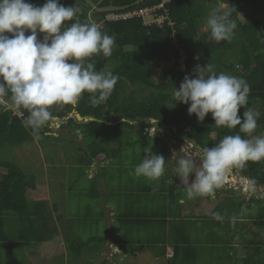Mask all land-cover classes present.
<instances>
[{
    "label": "trees",
    "instance_id": "16d2710c",
    "mask_svg": "<svg viewBox=\"0 0 264 264\" xmlns=\"http://www.w3.org/2000/svg\"><path fill=\"white\" fill-rule=\"evenodd\" d=\"M32 1L36 6L45 3V0ZM135 1L94 0L100 7L130 5L129 9L153 5L161 0H145L142 4L132 6L131 4ZM60 3L78 7L82 22L90 18L88 15L90 6L84 1L60 0ZM211 3L216 7V0H172L169 3L170 16L175 22L177 42L187 55L183 70L176 69L179 66V54L170 43L171 29L168 25L161 28L155 24L144 25L140 18L105 23L101 30L116 37V46L112 55L110 57L93 56L86 62L93 63L97 71H111L118 75V82L110 98L104 104L93 106L89 95L85 93L76 106L55 105L52 108L53 115L58 117L60 122L62 121L60 128H71L82 135V141L87 150L75 147L76 151L89 152V156L85 153L88 160L102 161L112 154L109 145L112 134L125 135L129 132L128 130L141 131L144 121L150 119L169 128L175 127L171 137L177 139V147L189 141H195L194 145L199 153L203 147H212L219 143L225 135L239 133V126L236 129L216 127L211 113L203 122H198L194 114L191 116L188 114V105L176 103L175 107L171 108L174 88H179L185 75H192L194 78L193 69L197 64L205 66L208 63L212 65L214 72L217 66L233 72L239 65L240 70L237 71L236 76L245 79L251 91L247 105L240 109L238 115L242 116L243 111L249 108L259 109L257 129L264 125V0H227V3L232 6L231 18L236 21L237 29L234 30L230 41L219 43L210 38L207 30L199 32V24L204 23L206 18L204 6ZM103 13L94 10L92 17L99 18ZM42 38L38 33V39ZM171 53L173 54L172 64L165 68L162 81L156 82L152 77V63L168 62L171 59ZM225 54H232L236 58L232 61L227 60ZM131 86L137 87L138 90L131 89ZM145 89L149 92L142 95ZM73 111L93 119L78 121L74 116L68 117ZM26 115V111L23 112L22 117L11 116L9 111L0 115V149L5 146H20L36 138L22 123ZM52 123L50 122L41 130L40 138H59L75 144L74 141L54 136L50 127ZM240 134L247 138L245 134ZM169 137L170 135L166 136L164 140H168ZM135 141L143 147L142 156L144 148L151 147L153 153L163 155L167 161L169 154L167 142L162 139L151 140L143 135ZM233 170L244 174L255 183L264 185V160L248 161L244 167ZM35 186L33 174L24 172L13 161L0 160V219L3 214H14L18 218L29 219L32 207L27 193ZM2 221L0 227H2ZM3 240L6 243L10 242L8 235ZM75 244L82 248L88 243L75 242Z\"/></svg>",
    "mask_w": 264,
    "mask_h": 264
},
{
    "label": "crops",
    "instance_id": "0c3cea01",
    "mask_svg": "<svg viewBox=\"0 0 264 264\" xmlns=\"http://www.w3.org/2000/svg\"><path fill=\"white\" fill-rule=\"evenodd\" d=\"M142 131V127L141 131L135 130L138 137L162 139L169 146L165 173L158 182L132 174L144 155L134 163L124 158L127 177H110L113 182L110 186L105 183L101 169L110 163H122L119 152L115 150L104 160L89 163L79 157L77 162L88 166L87 177L95 181L89 190L93 205L75 219L68 209L63 215L59 203L64 198L55 189L54 197L49 193L45 198L33 199L29 219L3 214L0 264H264L262 193L250 195L232 185L217 189L214 198L188 199L174 173L179 159L176 149L182 153L183 145L179 149L171 135L164 140L168 134L155 138ZM261 133L264 125L254 135ZM52 134L85 149L77 130L58 127ZM79 151L84 152L83 156L86 153L75 150ZM89 155L87 152L86 156ZM192 159L197 163L199 154ZM214 212L224 216V220H215ZM11 223L16 226L12 231ZM79 233L86 237L79 238ZM6 235L10 238L8 243L3 240ZM75 242L88 244L74 250Z\"/></svg>",
    "mask_w": 264,
    "mask_h": 264
},
{
    "label": "clouds",
    "instance_id": "9594fccd",
    "mask_svg": "<svg viewBox=\"0 0 264 264\" xmlns=\"http://www.w3.org/2000/svg\"><path fill=\"white\" fill-rule=\"evenodd\" d=\"M231 8L227 0H216V7L204 20L210 38L217 43L230 41L237 29ZM79 13L78 7L65 6L60 0H45L41 6L26 0H0V99L6 98L7 106L27 112L22 123L37 139L44 127L58 119L53 106H76L85 93L93 106L104 104L118 82V75L97 71L93 63L86 62L97 55L110 57L116 46L115 35L102 31L90 18L82 22ZM38 33L43 34L42 39ZM193 74L194 78L185 75L179 88H174L171 108L176 103L185 104L188 114H194L198 122L211 113L216 127L239 126V133L203 147L198 164L188 156L177 161L174 173L186 197L214 198L234 168L264 160V133L254 135L259 111L249 108L238 115L251 91L245 79L217 74L208 63L197 64ZM147 131L150 136L157 132L153 127ZM165 160L151 147L144 148V157L132 174L158 182L165 173ZM190 177H194L191 182ZM212 216L224 220L218 212Z\"/></svg>",
    "mask_w": 264,
    "mask_h": 264
},
{
    "label": "rangeland",
    "instance_id": "374dc122",
    "mask_svg": "<svg viewBox=\"0 0 264 264\" xmlns=\"http://www.w3.org/2000/svg\"><path fill=\"white\" fill-rule=\"evenodd\" d=\"M214 7L215 5L213 3L204 6V15L207 16L209 11L214 9ZM91 9L92 8L90 7V9L88 10V15H92L93 11H91ZM255 16L257 17V14H255ZM199 29L200 33L201 31L206 29L204 23L199 24ZM41 36L43 37V34H41ZM170 58L171 59L168 62L152 63V77L156 82L162 81L165 68L172 64V53ZM225 58L232 61L233 58H236V56L229 54L226 55ZM235 68V71H233L234 73H230L223 67L217 66V68H215V72L221 73L222 70H224V73L226 72L230 73V75L236 76V73L240 70V67L238 65ZM176 69L183 70L184 66H177ZM130 88H134L133 90H138L137 87L131 86ZM148 92L149 91L145 89L142 92V95H146L148 94ZM53 122L54 123L50 125L52 132L58 129L56 123L59 122V120ZM128 131L129 132L125 133V135L112 134V137L110 138L109 145L111 152H119L123 160L120 164L110 163L109 165H106L101 169L102 176L106 180L105 183L109 186L113 183L110 177L112 178L115 175H117V178L118 175L127 177L126 175L128 173V168L126 167V161L124 158L129 159V163H134L136 161H139L142 156L143 147L137 141H135L136 138H139L137 136V133L132 130ZM162 135L163 133L161 134V136ZM77 137L80 138V135H78ZM173 140L177 143L176 139ZM80 144L85 148V150H87L86 145L83 141L80 142ZM180 147L178 148L180 149ZM182 147L184 148V150H180H182L181 156L183 157L184 155H186L192 158V156L199 154L197 147L190 142L186 143V145H183ZM176 151L178 153V157L181 158L180 152L177 149ZM79 152H75V147L73 144L62 141L59 138H35L33 141L23 143L20 146L2 147L0 149V160L13 161L17 165H19L24 172L33 174L35 176L36 186L34 189H30L27 194L30 203L33 201V199L45 198L50 194L54 197L56 189L58 191V196L60 198H64L62 200V203H59L61 204L60 213L65 215L66 209H68V212L73 213L70 216L74 215L72 218L75 219L76 215H82V213L86 212V208H90V206L94 203L93 198L89 194V190L94 187L95 181L94 179L87 177L86 167L88 166L84 164V162L82 164L77 162L79 157H81L82 160L83 158H85L84 161H86V163H89L90 160L86 159L85 155L83 156L84 152ZM197 163H199V160L197 161ZM232 174L233 176L237 175V178H234L231 184H233L234 186L237 185L239 190H241V173L232 170ZM242 191L247 194L250 193V195H257L258 193H262L264 197V186H260L257 183H255L254 189L247 188L246 190ZM15 227V223L10 224L11 231L15 229ZM78 236L82 239L86 237L84 236V233H79ZM72 247L74 248V250L80 248L78 244H75Z\"/></svg>",
    "mask_w": 264,
    "mask_h": 264
},
{
    "label": "built area",
    "instance_id": "2783aa9c",
    "mask_svg": "<svg viewBox=\"0 0 264 264\" xmlns=\"http://www.w3.org/2000/svg\"><path fill=\"white\" fill-rule=\"evenodd\" d=\"M171 1L172 0H161L159 3L149 6L107 11L104 12L99 18L92 17V15H89V17L92 21L99 24L101 28H103L105 23L108 22L123 21L132 18L142 19L144 25L155 24L160 28L168 25L171 29L169 33L170 43L173 45L174 48L178 50L179 66H184V60L186 59L187 55L183 47L180 46L179 43L177 42V32L174 28L175 22L171 19L170 10H169V3ZM91 11L94 10L91 9ZM5 111H9L11 116H17V117L23 116V112L15 110L10 106H7L6 99L3 98L0 99V115ZM152 127L155 131H157L154 136H150L149 132L147 131ZM142 130H143L142 133L144 135L158 138L161 136L162 133L163 135L164 134L171 135L172 131H175V127L169 128L166 127V125L164 124H160L159 122H156L154 119H150L148 121L147 120L144 121ZM236 176H233V174L231 176H228L227 181L223 184V186H228V187L232 186L233 184L231 183L233 182L234 178H237ZM240 183H242L241 190H246L247 188L254 189L255 186V182L246 176L240 177ZM258 185L261 186V184Z\"/></svg>",
    "mask_w": 264,
    "mask_h": 264
},
{
    "label": "water",
    "instance_id": "95a60500",
    "mask_svg": "<svg viewBox=\"0 0 264 264\" xmlns=\"http://www.w3.org/2000/svg\"><path fill=\"white\" fill-rule=\"evenodd\" d=\"M29 3L35 5V3L32 1V0H27ZM84 1L87 5H89L92 9H94L96 12L98 13H101V12H107V11H111V10H121V9H126L128 8L130 5H125V6H115V5H107V6H98L94 0H82ZM145 0H136L134 3H132L131 5L134 6V5H139V4H142ZM70 116H74L78 121H89V120H92L93 118L90 117V116H86V117H83L81 116L79 113L73 111L72 113H70L68 115V117ZM58 121V119L56 120ZM57 126L59 127V122L56 123ZM54 135H58V134H54ZM61 136L63 138H69V139H72L70 136H67L65 134H61ZM195 142V141H193ZM241 176H245L244 174L241 173Z\"/></svg>",
    "mask_w": 264,
    "mask_h": 264
}]
</instances>
